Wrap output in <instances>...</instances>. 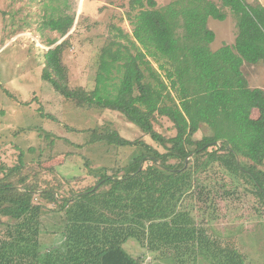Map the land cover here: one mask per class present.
Wrapping results in <instances>:
<instances>
[{
  "label": "trees",
  "instance_id": "obj_1",
  "mask_svg": "<svg viewBox=\"0 0 264 264\" xmlns=\"http://www.w3.org/2000/svg\"><path fill=\"white\" fill-rule=\"evenodd\" d=\"M129 7L133 38L120 28L116 38L126 42L114 39L102 48L93 89L69 86L63 63L68 39L45 54L43 77L79 106L121 112L165 151L114 129L94 131L92 141L137 151L128 165L66 195L31 178L22 151L19 163L0 167V264H150L126 250L130 239L163 257L175 250L180 263L206 252L224 257L222 264H256L212 240L184 202L206 201L214 189L202 175L213 171L237 187L234 182L244 180L264 204V89L250 87L243 71L245 63H264V5L129 0ZM224 7L238 33L233 44L213 50L216 33L208 21L227 19ZM74 22L73 15H62L46 24L65 36ZM159 116L173 123L175 135L156 129ZM48 212L57 217L56 230L47 229ZM49 233L61 242L45 243Z\"/></svg>",
  "mask_w": 264,
  "mask_h": 264
},
{
  "label": "rangeland",
  "instance_id": "obj_2",
  "mask_svg": "<svg viewBox=\"0 0 264 264\" xmlns=\"http://www.w3.org/2000/svg\"><path fill=\"white\" fill-rule=\"evenodd\" d=\"M171 1L157 0L159 6ZM214 1L222 4V0ZM247 1L264 5V0ZM224 9L227 19L211 17L208 21L216 33L211 44L213 50L234 42L238 33L235 16L229 8ZM129 12V0H0V167L19 163L23 151L31 178L38 177L44 185L59 188L66 195L95 185L106 170L113 173L128 165L137 151L136 146L92 141L96 137L94 131L114 129L127 139H143L165 151L121 112L79 106L43 77L45 54L68 39L63 52L66 80L71 88L93 89L102 48L114 39L126 42L123 37L116 38L120 28L133 38ZM62 15L75 17L65 36L46 24ZM54 40L57 43L50 46ZM153 64L158 68L156 62ZM248 66H253L248 69L250 85L264 88V63ZM57 76L65 81L63 73ZM155 127L164 135L176 134L167 117L159 116ZM201 136V131L196 134L197 138ZM202 177L214 192L205 195L204 202L193 199L184 202L196 223L203 225L208 236L218 240L223 249L232 246L245 255L247 263L249 257L256 264H264V204L248 193L244 180L234 182L240 184L237 187L230 176L224 177L222 173L215 176L210 171ZM54 207L53 203L48 205ZM44 220L49 231L57 229L51 226L57 224L55 213L48 212ZM44 242L60 243L61 239L59 234L49 233ZM124 246L133 255H143L150 264H222L225 259L202 252L196 260L180 263L175 250L163 257L158 252H149L135 239Z\"/></svg>",
  "mask_w": 264,
  "mask_h": 264
},
{
  "label": "crops",
  "instance_id": "obj_3",
  "mask_svg": "<svg viewBox=\"0 0 264 264\" xmlns=\"http://www.w3.org/2000/svg\"><path fill=\"white\" fill-rule=\"evenodd\" d=\"M235 42V41H234ZM234 42H232V43H226V44H233ZM224 45V44H223ZM223 45H221L220 47H222ZM219 47V48H220ZM218 48V49H219ZM217 50V49H216ZM246 64V65H245ZM244 64V66H245V68H244V66H243V71H244V73H245V75H246V77H247V79H248V81H249V74H248V69H251L253 66H248V63H245ZM246 69V70H245ZM252 75H253V73H252ZM249 85H250V82H249ZM250 87H252L251 85H250ZM252 88H254V87H252ZM264 89V88H263ZM257 113V111H254V114H256ZM132 244H135L133 241H132ZM132 247L134 248L135 247V245H132Z\"/></svg>",
  "mask_w": 264,
  "mask_h": 264
},
{
  "label": "water",
  "instance_id": "obj_4",
  "mask_svg": "<svg viewBox=\"0 0 264 264\" xmlns=\"http://www.w3.org/2000/svg\"><path fill=\"white\" fill-rule=\"evenodd\" d=\"M58 44V43H57ZM57 44H56V46H57Z\"/></svg>",
  "mask_w": 264,
  "mask_h": 264
}]
</instances>
